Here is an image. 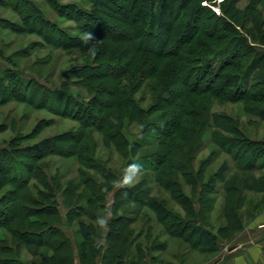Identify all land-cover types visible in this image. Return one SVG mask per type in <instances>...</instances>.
Returning a JSON list of instances; mask_svg holds the SVG:
<instances>
[{
    "label": "trees",
    "instance_id": "1",
    "mask_svg": "<svg viewBox=\"0 0 264 264\" xmlns=\"http://www.w3.org/2000/svg\"><path fill=\"white\" fill-rule=\"evenodd\" d=\"M16 1L14 11L26 22L22 27H28L24 28L27 32L38 34L43 43L56 49L81 51L83 64L71 70L73 82L62 84L56 91L34 81L24 83L12 71L7 72L2 78L11 82L10 95L29 101L32 86L43 93L40 98L44 106L53 103L58 108L49 109L56 114L75 117L85 130L101 134L105 146L113 147L126 164L122 173L106 168L95 154L91 158L82 153V142L76 136L56 139L75 144L30 146L26 152H31L32 165L19 163L16 167L11 160L13 166L6 169L1 161L9 154L0 150V175L7 176L15 187L10 193V204L4 203L6 199L0 201V229L6 231V236L0 238V264H27L20 260L21 250L32 255L30 264H67L66 252L60 247L69 246L70 242L61 227L59 193L67 206V220L70 216L79 218V233L88 242L92 261L135 264L134 261L145 259L146 247L136 242L146 237L154 223L150 215L144 214L147 208L164 227L162 234L181 239L204 253L215 251L220 237L200 220L196 224L183 222L165 207L166 202L152 198L153 183L172 195L176 192L170 187L180 186L178 177L187 185L200 183L196 176L203 174L208 160L201 162L199 170L195 162L205 147L202 140L208 128L213 127L214 143L221 148L233 146L231 142H238L237 137L247 143L245 148L259 147L256 141L246 138L237 120L214 114L212 107L217 100L233 104L256 102L262 104L257 115L264 120V0H247L244 8L240 7L243 0H223L220 14L204 6L202 0H91L94 9L75 12L79 14L77 21L84 22L79 26L80 37L60 30L44 16L41 22L45 29L37 28L39 16L32 15L33 4ZM193 2L198 5L190 11L188 22H179ZM21 3L30 4V10L20 9ZM207 13L223 23L222 30L218 29L219 24L211 26L207 33L201 30V16ZM201 34L203 39H197ZM249 57L251 60L245 62ZM69 88L82 89L91 95L90 100L87 102L82 93L71 94ZM147 100L149 106H142ZM134 124L139 126L144 139L131 142L124 131ZM82 149L91 151L90 146ZM234 151V147L227 150L236 161L242 160L240 148ZM258 152L261 154L246 163L247 169L258 167L259 157L264 156L262 150ZM49 155L76 157L80 166L96 172L99 178L87 176L86 170L79 169L81 181L61 188L39 165ZM142 175L140 182L128 186ZM139 189H147L144 196L134 194ZM180 190L181 186L178 193H182ZM37 195L43 200L36 199ZM179 198L183 195L175 197V201L186 208ZM33 203L38 207L34 214ZM1 205H7L5 211ZM191 205L189 214L199 204ZM162 208L167 210L163 215ZM100 211L104 214H98ZM33 215L45 218L31 222ZM83 217H99L106 226L105 233L99 232L95 238L90 224L80 220ZM138 225L142 226L139 231L133 228ZM155 247L165 250L166 243ZM43 248L54 254L47 255ZM132 248L137 254L131 253Z\"/></svg>",
    "mask_w": 264,
    "mask_h": 264
},
{
    "label": "rangeland",
    "instance_id": "2",
    "mask_svg": "<svg viewBox=\"0 0 264 264\" xmlns=\"http://www.w3.org/2000/svg\"><path fill=\"white\" fill-rule=\"evenodd\" d=\"M25 1L33 4L32 9L35 11H32L34 13L32 15L39 16V21L36 22L37 28L41 26L42 29H45L46 26L41 22V16H44L46 20L56 24L60 30H65L66 33L69 31V34L72 36L79 37L82 35L79 26H82L84 22L77 21L79 14H75V12L94 9L90 3L91 0ZM118 1L121 2L123 0ZM202 1L204 6H210L212 10L213 7L220 9V6L224 4V1L220 2L219 0ZM16 2V0H0V150L5 149L9 154L8 157L1 161L4 164V168L10 169L13 163L14 166L16 164V167L19 163H30L29 165H32L33 162L29 154L31 152H26L30 146L35 144H75L71 141L66 143L57 142L56 139L64 137L69 139L71 136H76V139L80 138L82 142L80 149L84 155L94 158L93 154H95L96 158L106 168L122 173L126 160L113 147L105 146L102 135L92 130H85L75 117H65L56 114L49 109L50 106L58 108L53 103H50L49 107L44 106V101L40 98L43 95L42 92L33 90L31 86L29 101L18 100L13 95H10L11 82L2 78L7 72L12 71L24 83L28 82L29 84V82L34 81L51 91H56L62 88V84L73 82L75 77L72 75L71 70L83 64L81 51L56 49L54 46L43 43L44 41L38 34L27 32L28 29L25 30L24 28L28 27H22L26 22L23 23L22 17L13 8L17 4ZM2 3L6 5L3 6ZM21 4L20 9L23 11L30 10V4ZM246 4L247 0H243L240 7L244 8ZM197 5L198 3L196 2L188 5L184 11V16L182 19L180 18L179 22H188L191 14L190 11L197 7ZM60 15L64 18H60ZM209 16L208 13L201 16L203 24L199 26L205 33L210 31L211 26L219 24L218 21ZM222 28L223 23L221 22L218 29L222 30ZM202 37L201 34L197 39H203ZM94 43L99 44V41H92V44ZM250 60L251 57L247 58L245 62H249ZM67 91L71 94L82 93L87 102L91 97V95L86 94L80 88H69ZM142 94L143 90L137 95V99ZM149 104L150 100H147L141 105L148 107ZM260 105L262 104L258 105V103L250 101L233 104L217 100L212 107L214 114L227 115L237 120L246 138L256 141L260 144L259 147L248 146L245 148L244 146L247 143L242 142L237 137L238 142H231L233 146L221 148L214 143L212 135V131H214L213 127L208 128L202 140L205 142V147L197 156L195 162V167L199 170L201 162L208 160L203 174L196 176V179L200 183L187 185L181 177H178L177 180L180 182L182 188L180 191L182 193H178L180 186L170 187L175 190L176 196L160 188L158 184L153 183L152 198H160L166 202L167 205L165 207L178 214L183 222L196 224L200 220L203 226L220 237L215 245V251L203 254L204 252L196 250L193 254L189 251L186 252L189 248L184 242L168 239L169 249L165 253H159L156 250L155 244H162L163 240L167 239H164L165 237L160 238L161 240L158 239L156 243L154 240L165 232L164 227L157 223L155 213L147 208L144 209V214L150 215L154 223H151L152 228L148 231L146 237L136 242V244L146 247L147 250L145 251V259L136 260L134 261L135 264H149L152 258H154L152 264L179 263L180 261H183V264H220L221 260H225L231 254L229 249L235 247L237 243H241L242 240L251 242V238L259 236V233H262L264 236V156L259 157L256 169L249 170L245 166L257 154H261L258 150L264 152V120L257 115ZM124 132L131 142L144 139L137 124L128 127ZM85 146H90L91 151H84L82 148ZM231 147H234L235 151L240 148L242 160L236 161L235 157L227 152ZM11 160L13 163H10ZM39 165L43 166L48 178L54 179V183L58 182L61 188H65L69 183L75 184L81 181L82 177L78 173L79 169L86 170L87 176L99 178L96 172L80 166L76 157L66 159L61 156L49 155ZM142 178L143 175L135 178L132 182L128 183V186H134ZM14 188L9 183L7 176L0 175V201L6 199L4 203L10 204L8 200H11L9 199L11 198L10 193ZM40 190L46 192L44 188ZM146 191L147 189H139L138 191H134V194L142 197L145 195L143 192ZM179 195H183V198L179 199L186 204V208L175 201V197L178 198ZM57 198H59L58 210L63 216L61 227L69 239V246L71 248V251H69V246L66 244L61 245V250L66 252L70 264H98L100 261H92L88 256V242L79 233V218L70 216L67 220L68 210L67 206L64 205L61 193L58 194ZM36 199L42 201L43 197L37 195ZM231 200L234 201L231 202ZM112 201L113 194L110 195V202L112 203ZM191 202L193 204L198 202L199 205H195V212L189 214L188 211H192ZM6 206L1 205L3 211L6 210ZM32 206L34 210L32 209L31 213L34 214L37 212L38 207L34 203ZM161 212L163 215L167 210L162 208ZM98 214L104 213L100 211ZM39 218L45 217L33 215L30 220L33 222ZM80 220H84L90 224L95 238L99 237L100 233L104 234L106 231V226L104 222L100 221L99 217L98 219L83 217ZM177 225L181 226L179 223ZM102 226H104L103 230L101 229ZM133 228L139 231L142 226L138 225ZM138 231L136 230V233ZM4 236H6V231L0 229V238ZM58 240L59 237L54 242L57 243ZM113 241H115L114 237H112ZM131 250H133L131 253L137 254L135 253V248ZM42 252H46L49 256L54 254L47 248H43ZM19 257L22 262L27 264H30L33 260L32 255L28 254L27 250H21ZM162 258L164 261H161ZM68 261H66L67 264ZM52 263L55 262L52 261Z\"/></svg>",
    "mask_w": 264,
    "mask_h": 264
},
{
    "label": "crops",
    "instance_id": "3",
    "mask_svg": "<svg viewBox=\"0 0 264 264\" xmlns=\"http://www.w3.org/2000/svg\"><path fill=\"white\" fill-rule=\"evenodd\" d=\"M258 235L259 236L257 237L253 236V238H251V242L242 240L241 243H237L236 246L234 247L235 249L233 251H229L231 254L228 255L225 258V260H221L220 264H264V236L262 235V233H259ZM160 238L161 239L164 238L167 240H163V243H166V249L160 250V251L158 250L159 253H165L169 249L168 239H176V240L182 241L181 239H178V238H172L167 234H161V236L159 237V240H161ZM184 244L189 248L186 252L189 251L193 254L196 252V249H194L193 247H190V245L186 243ZM153 260L154 258L150 260L149 264H152ZM162 260L163 258L161 259V261ZM182 262L183 261H180L179 263L178 262L176 263L168 262V263L169 264H183ZM98 264H102V263L99 262Z\"/></svg>",
    "mask_w": 264,
    "mask_h": 264
},
{
    "label": "built area",
    "instance_id": "4",
    "mask_svg": "<svg viewBox=\"0 0 264 264\" xmlns=\"http://www.w3.org/2000/svg\"><path fill=\"white\" fill-rule=\"evenodd\" d=\"M220 2L223 0H219ZM213 11L216 12L217 14H220L219 8L213 7Z\"/></svg>",
    "mask_w": 264,
    "mask_h": 264
},
{
    "label": "water",
    "instance_id": "5",
    "mask_svg": "<svg viewBox=\"0 0 264 264\" xmlns=\"http://www.w3.org/2000/svg\"><path fill=\"white\" fill-rule=\"evenodd\" d=\"M234 249H235V248H234V247H232V248H230V249H229V251H233Z\"/></svg>",
    "mask_w": 264,
    "mask_h": 264
}]
</instances>
